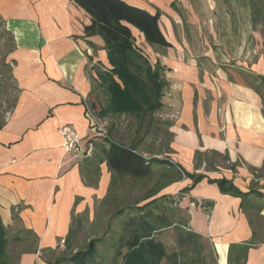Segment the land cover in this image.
Listing matches in <instances>:
<instances>
[{"label":"crops","instance_id":"obj_1","mask_svg":"<svg viewBox=\"0 0 264 264\" xmlns=\"http://www.w3.org/2000/svg\"><path fill=\"white\" fill-rule=\"evenodd\" d=\"M124 1L150 13L157 7L163 12L159 27L170 46L159 47L161 51L155 47L154 62L158 59L165 67L168 82L162 107L167 113L177 110L169 126L168 160L193 172L196 150L226 154L228 164L239 160L243 165L221 174L222 162L216 160L220 163L216 171L200 169L211 179H231L243 193L252 190L264 194L260 188L249 187L254 178L250 169L264 164V56L251 62L246 56L239 59L229 54L197 53L202 47L196 50L187 32L213 30L208 24L211 4L201 7L208 17H198L201 0ZM231 2L229 13H237L239 7L249 13L256 6L255 0ZM261 2L259 12L264 15V0ZM89 23L87 12L72 0H0V27L10 38L3 60L10 64L15 85L13 104L0 124V220L7 244L9 239H17L26 245L22 235L33 241L30 250L20 251L16 259L14 251L7 250L13 264H48L40 250H63V239L72 223H81L77 238L85 222H103L97 206L105 205L112 186L124 178L133 179L113 178L105 162L98 164V171L88 169L104 143L101 133L91 128L87 105L96 102L95 69L99 63L109 67L101 37L84 35L83 28ZM132 34L139 48L150 49L141 32L133 28ZM204 44L209 45L205 38ZM206 49H211L210 45ZM234 58L240 66L208 70L199 64L204 59L217 64ZM62 125L74 128L85 155L93 151L89 162L82 160L85 155L64 151L59 133ZM141 153L148 158L147 152ZM207 177L177 200V214L204 238L207 249L213 250L214 264H229L230 245L250 241L254 229L256 244L247 249L242 264H264V198L251 193L247 208L242 209L241 197L220 192ZM137 180L141 179H133ZM191 183L183 177L165 185L152 198L175 196ZM137 199L120 215V223L131 216L129 210ZM162 201L169 205L164 198ZM119 230L120 225L115 233ZM166 231L173 229L169 227L157 236Z\"/></svg>","mask_w":264,"mask_h":264},{"label":"trees","instance_id":"obj_2","mask_svg":"<svg viewBox=\"0 0 264 264\" xmlns=\"http://www.w3.org/2000/svg\"><path fill=\"white\" fill-rule=\"evenodd\" d=\"M73 3L87 12L90 23L83 28L86 37L98 35L103 40V49L109 67H97L96 83L106 92L105 104L98 107L97 114L107 115L127 114L137 119L138 125L146 116H152L162 107L161 99L168 85L164 77L165 67L157 59L151 63L143 49L135 44L132 29L143 34L145 42L152 48L169 47L159 27L161 11L155 8L154 13L128 4L124 0H72ZM263 81V80H261ZM257 90L256 87H254ZM92 109L96 106L89 103ZM104 144L100 145L99 156L91 162L87 159L92 154L85 155L82 160L89 162L92 171H98V164L105 162L111 175L116 178L128 176L133 179H149L154 174L157 165L160 175L145 194L132 205L126 221L120 223L119 232L113 233L107 241L103 237L89 238L81 248L73 249L80 222L72 223L66 237L63 239L64 248L59 253L52 249L40 250L43 259L48 264H99L96 255L98 244L108 245L112 252L110 264H209L208 258L213 256V250L207 249L204 238L189 229L175 209L174 204L187 192L192 185L207 177L205 172L216 171L221 162L227 161L228 156L217 151L209 153L196 150L194 154V171L187 172L178 164H172L168 158H145L133 144L125 145L113 140L106 134H100ZM88 142L93 143V139ZM205 163V165H203ZM235 163H231V168ZM203 168L205 172H197ZM254 178L264 177V164L260 169H253ZM111 176V177H112ZM190 178V186L182 188L175 196H155L165 185ZM222 193L241 197V208L246 209L248 195L254 193L258 198H264L259 191L243 193L224 176L211 179ZM167 199L168 204L163 202ZM149 199V200H148ZM147 200L141 205H136ZM76 203V201H75ZM261 209V206H256ZM121 214L123 213L120 211ZM119 212V214H120ZM178 213H180L178 211ZM171 227L175 233L176 249L168 252L157 234ZM4 226L0 220V264H13L7 252V239ZM256 232L250 241L238 245H230L228 263L242 264L246 251L256 244ZM34 251L37 249H33ZM215 260L213 259V264Z\"/></svg>","mask_w":264,"mask_h":264},{"label":"rangeland","instance_id":"obj_3","mask_svg":"<svg viewBox=\"0 0 264 264\" xmlns=\"http://www.w3.org/2000/svg\"><path fill=\"white\" fill-rule=\"evenodd\" d=\"M216 1L217 0L199 1L200 13L198 14V17L200 20L203 15L208 17L207 14L201 12V7L211 4V19L208 21V24L213 30L209 31L208 29H204L202 30V33H199L198 31L196 33L193 31L187 32L191 41H193V45L196 46V50L198 46L202 47V51L200 50L197 53L208 52L214 54H229L239 59L246 56L250 57L251 62L258 56H264V15L259 12V9H261V0H255L256 6L255 8L251 7L249 13H245V8L241 9L240 7L237 13H229L233 6L231 2L232 0H218L219 4ZM251 1L252 0H250V2ZM157 8L161 11L159 7ZM162 13L163 12L161 11V14ZM199 24L202 25L200 22ZM203 25L204 27L206 26L205 23ZM204 38L209 41L211 49H206L209 45L204 44ZM9 48V35L0 27V124L4 121L10 111L15 95V85L10 77V64L3 60L4 54ZM156 48L161 51V48ZM156 48L152 49V47H150V49L148 48L144 51L151 63H154V50ZM157 53L160 54V52ZM204 60L199 64L201 67L208 70L216 67L223 69L228 65H231V67H233L232 65L240 66V63L235 62L236 58L230 60V62L222 61L217 64ZM98 65H100V68L102 69L105 67L101 63ZM98 65H96V67ZM94 81H96V78ZM93 93L94 100L96 101L94 104L96 107L93 110L90 105H87V111L91 116V125L96 131H99L102 134L108 133L110 138L125 145L135 143L133 145L136 146V149L139 152H147L148 158H168V154H170L169 143L172 136L169 131V126L174 123L177 117V110L174 109L167 113V110L161 107L152 116L144 117V120L139 126L137 119L127 114L107 115L105 117L99 116L97 114L98 107L105 104L107 95L104 89L98 86L96 82H93ZM220 165V173L223 174V170L226 171V169L229 168L234 172L236 171L235 169L237 166H242L243 164L238 160L237 164L232 168L231 164H228L226 161H223ZM252 169L253 168H251L250 171L255 172ZM200 171L202 172V169H200ZM211 172L213 171H209L208 173ZM262 173H264V170ZM159 175V168L156 165L152 178L137 181L124 178L119 184L112 186L109 195H107L105 205L97 206L99 210L102 211L103 222H85L84 227L79 231L78 237L75 239L73 246L75 248H81L89 238L93 237L102 236L103 239L107 241L108 237L115 233V230L119 228L120 211L125 212L127 210L126 207L132 204L134 199L136 200V198L141 197ZM255 179L253 178L249 182V187L264 190V183H262L264 179ZM22 237L26 245L23 244V242L20 243L17 239H9L7 244V250L10 253L14 251V254H12L14 259L17 258V254L20 251L30 250L29 248L33 245L31 237H26V235H22ZM158 238L164 243L168 252L176 249L174 231L161 233ZM96 255L100 258V260H98L99 264H110L112 252L108 245H103L102 243L98 244ZM208 263L213 264V256L208 258ZM161 264H166V261L163 260Z\"/></svg>","mask_w":264,"mask_h":264},{"label":"built area","instance_id":"obj_4","mask_svg":"<svg viewBox=\"0 0 264 264\" xmlns=\"http://www.w3.org/2000/svg\"><path fill=\"white\" fill-rule=\"evenodd\" d=\"M87 115L89 118L91 117L88 111ZM91 128L93 129L92 125ZM59 133L62 136V147L64 151L80 157H83L85 153H87V151H85L82 147L81 138L78 136L73 127L69 125H62L59 127Z\"/></svg>","mask_w":264,"mask_h":264}]
</instances>
